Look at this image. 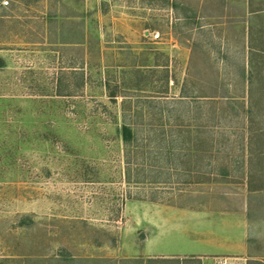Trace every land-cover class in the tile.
Here are the masks:
<instances>
[{"label":"rangeland","instance_id":"1","mask_svg":"<svg viewBox=\"0 0 264 264\" xmlns=\"http://www.w3.org/2000/svg\"><path fill=\"white\" fill-rule=\"evenodd\" d=\"M194 210L264 264V0H0V264H142Z\"/></svg>","mask_w":264,"mask_h":264},{"label":"crops","instance_id":"2","mask_svg":"<svg viewBox=\"0 0 264 264\" xmlns=\"http://www.w3.org/2000/svg\"><path fill=\"white\" fill-rule=\"evenodd\" d=\"M192 212L188 218L182 219L176 237L172 230L164 231L165 238L147 241L150 255L131 260L142 264H247L249 259L245 257L242 244H236L226 237V233L219 231L202 235L196 223L198 220L192 219L199 213ZM170 232L173 238L167 239Z\"/></svg>","mask_w":264,"mask_h":264},{"label":"trees","instance_id":"3","mask_svg":"<svg viewBox=\"0 0 264 264\" xmlns=\"http://www.w3.org/2000/svg\"><path fill=\"white\" fill-rule=\"evenodd\" d=\"M122 139L125 143H131L134 139V133L129 126H123L122 128Z\"/></svg>","mask_w":264,"mask_h":264},{"label":"built area","instance_id":"4","mask_svg":"<svg viewBox=\"0 0 264 264\" xmlns=\"http://www.w3.org/2000/svg\"><path fill=\"white\" fill-rule=\"evenodd\" d=\"M154 40H157L159 39V34H156L154 37H153Z\"/></svg>","mask_w":264,"mask_h":264}]
</instances>
